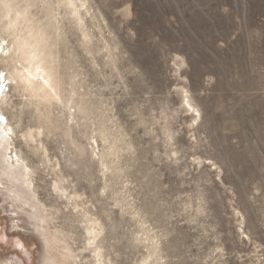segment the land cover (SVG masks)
Here are the masks:
<instances>
[{"label":"rangeland","instance_id":"rangeland-1","mask_svg":"<svg viewBox=\"0 0 264 264\" xmlns=\"http://www.w3.org/2000/svg\"><path fill=\"white\" fill-rule=\"evenodd\" d=\"M0 85V264H264V0H0Z\"/></svg>","mask_w":264,"mask_h":264},{"label":"bare ground","instance_id":"bare-ground-1","mask_svg":"<svg viewBox=\"0 0 264 264\" xmlns=\"http://www.w3.org/2000/svg\"><path fill=\"white\" fill-rule=\"evenodd\" d=\"M2 94H3V87L0 85V96H2ZM8 133H9L8 129L5 126V120H3V121L0 120V147H2V150H0V158H9L8 155H7V151H8V146L7 145H8V142H9V138H8L9 134ZM9 161H7V164H5V162L4 163L1 162V166H2L1 170L4 172V174L8 175V177L11 176V178H13L12 176H15V177L19 176V180L18 181H22V184L27 183V180L25 178V176H26L25 175L26 174L25 173L26 167L22 163H20L19 160L16 161V163H19V165L15 166L13 164L14 161H13L12 157L9 158ZM11 191L12 190H10L9 192H11ZM14 192H15V190H14Z\"/></svg>","mask_w":264,"mask_h":264}]
</instances>
